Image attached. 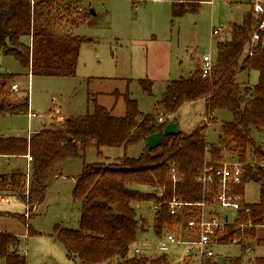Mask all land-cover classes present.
I'll use <instances>...</instances> for the list:
<instances>
[{
    "label": "trees",
    "instance_id": "16d2710c",
    "mask_svg": "<svg viewBox=\"0 0 264 264\" xmlns=\"http://www.w3.org/2000/svg\"><path fill=\"white\" fill-rule=\"evenodd\" d=\"M80 2L0 0V53L13 57L31 76H74L82 38L73 35L71 27L82 23L85 16L78 10ZM196 10L197 3H173L171 12L177 17ZM262 20L264 14L255 16L249 9L241 23L231 24L229 38L216 42V59L208 75L203 77L198 69L187 77L167 81L154 113L140 111L136 100L125 91L122 116L94 102L92 112L63 118L58 127L42 128L29 138L0 136V156L28 154L32 158L29 177L18 169L0 174V193L20 200L29 218L44 200L64 160L82 158L91 147L98 153L100 147H120L125 151L159 133L160 141L145 146L138 156L124 153L110 163L83 165L72 190L73 197L80 201L78 228L56 226L53 232L66 257L76 264H167L165 254L148 257L129 253L139 228L143 230L144 219L138 216L137 209L143 203L156 204L153 228L162 233L165 224L173 221L167 202L173 196L186 202L203 200L196 176L205 162L215 165L228 156L244 163L237 192L243 195L244 186L252 181L258 184L259 193L257 202H243L238 211L237 221L245 226L231 225L223 238L238 237L239 242L256 239L264 244V168L249 164L250 155L253 160L264 157V149L257 142L264 137V28H258ZM254 35L258 39L251 46ZM24 37H30L29 44ZM250 70L258 73L256 85L235 80L236 74ZM13 78L14 74L0 71L2 115L29 110L28 90L18 101L12 99L13 91L8 85ZM140 83L151 94L152 81L142 78ZM199 100L204 104L205 121L189 131L165 130L184 103ZM221 110L228 112L230 119L221 122L217 143L209 144L206 128L216 122L213 115ZM171 168L177 178L174 182ZM133 185L148 186L153 191H141ZM18 218L28 226L23 215ZM248 223L261 227H247ZM28 230L35 233L29 226ZM17 241L16 236L0 231V258L5 264H26V257L16 248ZM222 264L244 263L239 256ZM252 264H264V257L254 258Z\"/></svg>",
    "mask_w": 264,
    "mask_h": 264
},
{
    "label": "rangeland",
    "instance_id": "374dc122",
    "mask_svg": "<svg viewBox=\"0 0 264 264\" xmlns=\"http://www.w3.org/2000/svg\"><path fill=\"white\" fill-rule=\"evenodd\" d=\"M207 1L176 2L185 6L197 3V10L174 17L172 4H167L165 0H81L79 8L85 16L82 23L71 27L72 34L82 38L74 76L30 75L27 78V70L21 68L18 61L0 53V71L17 73L8 85L10 87L14 81L18 82V90L13 91L12 99L18 101L27 90L29 92L28 113L0 114V136L25 138L38 131L43 124L56 128L62 118L92 112L94 102L108 109L113 107L112 114L122 116V94L125 91L136 100L140 111L154 113L155 103L160 99L166 81L192 74L200 67L198 59L205 53H209L215 61L216 42L228 39L230 25L241 23L244 14L251 8L249 0H212V4ZM214 27H220L222 31L212 35ZM24 41H27L26 37ZM142 78L152 81L151 94L142 89ZM257 79L255 70L235 76L237 82L249 86L256 85ZM203 115V101L184 103L165 130H190L202 121ZM213 116L216 122H210L205 131L209 144L217 143L221 122L230 118V114L222 110ZM147 137L148 146L156 145L161 138L159 133ZM257 142L264 149V137ZM142 148L143 142L125 151L120 147H100L98 153L91 147L82 158L64 160L59 164L57 176L50 182L44 200L29 218L24 204L16 197L10 195L14 199L9 202L0 200V231L17 237V249L26 257V264H76L66 257L63 245L55 240L53 234L56 226L78 228L80 201L72 195L76 177L84 164L110 163L124 153L135 157ZM249 157L252 161V155ZM26 168L24 158L8 160L0 157V173L18 169L30 175V168ZM133 188L153 191L148 186L133 185ZM258 193V184L248 182L243 189L244 202H257ZM210 210L206 208L207 212ZM153 213V206L149 203H143L137 209L138 216L144 219L143 230L139 228L136 242L129 247L130 252L135 246H145L152 250L148 254L152 255L153 250L157 253L156 244L159 236L165 233V228L162 233L155 231ZM20 215L35 233L29 232L28 226L18 218ZM228 215L229 221L236 216L232 212ZM229 228L227 226L226 229ZM169 229L173 228L166 230ZM246 244L252 246L248 254L244 251ZM172 250L180 253L183 245L176 244ZM214 251L222 259L225 258L224 261L240 256L244 264H252L254 258L264 257V244L257 243L256 239L242 240L237 244L227 240L216 245ZM166 256L167 264H189L188 260L184 261L173 253ZM0 264H5L3 258H0Z\"/></svg>",
    "mask_w": 264,
    "mask_h": 264
},
{
    "label": "built area",
    "instance_id": "2783aa9c",
    "mask_svg": "<svg viewBox=\"0 0 264 264\" xmlns=\"http://www.w3.org/2000/svg\"><path fill=\"white\" fill-rule=\"evenodd\" d=\"M80 10V8L78 9ZM253 15L259 16L264 14V3L254 1L251 4ZM259 29L264 28V20L259 24ZM222 31L220 27H214L211 30L212 35H217ZM257 35L252 38V43H256ZM213 65V61L209 53H205L201 57V75H208ZM11 91H17L18 85L13 83L10 85ZM29 93V92H28ZM205 121L206 118L202 117ZM28 162H31L30 155H26ZM251 166L264 168V157L259 160L249 161ZM244 163L239 162L232 156H228L221 162L211 165L205 162L203 169L196 176V182L201 186L203 192V200L199 202H186L173 196L167 202V210L172 216L173 221L170 224H165V233L159 237L156 244L157 255L160 254H175L181 256L182 259L188 260L189 264H222L224 259L218 256L214 247L224 244L225 242H239L238 237H232L225 240L223 237L227 226L236 225L243 228L245 225L239 223L238 211L242 207L243 195L237 192L236 188L241 185L243 177ZM171 179L174 182L177 178L174 176V169L171 168ZM157 205H153V210L156 211ZM211 208L209 212L206 208ZM235 213L236 216L232 221H229L228 213ZM247 227H255L258 229L261 226L248 223ZM173 228L172 230H166ZM244 241H246L244 239ZM183 245L182 252L178 253L172 250L174 245ZM246 253L252 251L251 244L244 248ZM132 254L146 255L139 248H133ZM156 255V256H157Z\"/></svg>",
    "mask_w": 264,
    "mask_h": 264
},
{
    "label": "crops",
    "instance_id": "0c3cea01",
    "mask_svg": "<svg viewBox=\"0 0 264 264\" xmlns=\"http://www.w3.org/2000/svg\"><path fill=\"white\" fill-rule=\"evenodd\" d=\"M133 1V0H132ZM188 1H190V0H188ZM188 1H186V0H165V2L168 4H173V3H176V2H188ZM254 1H256V0H249L248 2L250 3V5L254 2ZM258 1H260L261 3H264V1H262V0H258ZM207 2H209V3H211L212 4V0H208ZM136 3V2H135ZM138 7V6H137ZM251 9V8H250ZM27 38V41H24V38H23V41L26 43V44H29L30 43V37H26ZM262 44H264V43H262ZM202 57V56H201ZM201 57L198 59V61H199V66L201 67ZM200 67L198 68V69H200ZM197 69V70H198ZM25 71V70H24ZM6 72V71H5ZM13 74H15V75H17V73H13ZM26 75H27V78H29V76H30V73H29V71L27 70V73H26ZM94 78H96V77H94ZM98 79V78H97ZM167 81H169V80H167ZM167 81H166V83H167ZM13 83H17L18 84V82L16 81H14ZM244 83V82H243ZM242 84V83H241ZM165 88V87H164ZM109 94H113V93H109ZM118 95H120V94H118ZM95 99H97V96H96V98ZM203 106H204V104H203ZM105 107V106H104ZM29 109V108H28ZM109 110L111 111V113L113 112V107L112 108H109ZM29 112V110L26 112V113H28ZM216 113V112H215ZM124 114V113H123ZM176 114H177V112H176ZM176 114H174L173 116H171V118L173 117V120L175 119V117H176ZM115 116H119V115H115ZM63 119V118H62ZM61 119V120H62ZM216 119V118H215ZM230 119V118H229ZM228 119V120H229ZM172 121V120H171ZM224 121H226V120H224ZM172 124V122H170V124L167 126V128L166 129H168V127L170 126ZM42 128H51V127H47V126H44V124L41 126V128L39 129V130H41ZM38 130V131H39ZM181 129H177V130H174V131H168V132H177V131H180ZM38 131H36V132H38ZM181 131H183V130H181ZM187 131H189V130H187ZM36 132H34V133H36ZM34 133H32V134H30L29 136H27V137H25V138H29L31 135H33ZM16 137V136H15ZM151 137V136H150ZM148 138L149 137H146V139L148 140ZM145 146H147V147H151V146H148V144L146 143V140H145V142L143 143V147H145ZM143 149V148H142ZM142 151V150H141ZM0 157H3V158H5V159H12V158H18V157H21V158H24L25 160H26V170H28V168H30V163L28 162V160H27V158H26V155L25 156H16V157H14V156H11V157H8V156H0ZM107 160H111V159H109V158H106ZM116 159H118V158H116ZM115 160V159H114ZM10 171H12V170H9V171H6V172H2V173H0V174H3V173H8V172H10ZM26 173V175L28 174V172L26 171L25 172ZM27 177H29V175H27ZM11 199H14V197H10V195H7V194H3V193H0V200L1 201H4V202H9V200H11ZM25 207V206H24ZM25 209V208H24ZM1 229V228H0ZM16 248H17V246H16ZM134 248H139L143 253H145L148 257L150 256V257H155L156 255H157V253H155V250H153V253H152V255H150V254H148V251L150 252V251H152V250H150V247H146L145 248V246H142V248H140V247H134ZM129 253L130 254H132V252H130L129 251Z\"/></svg>",
    "mask_w": 264,
    "mask_h": 264
}]
</instances>
